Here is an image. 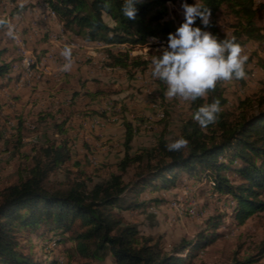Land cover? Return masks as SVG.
<instances>
[{"label":"rangeland","instance_id":"1","mask_svg":"<svg viewBox=\"0 0 264 264\" xmlns=\"http://www.w3.org/2000/svg\"><path fill=\"white\" fill-rule=\"evenodd\" d=\"M41 1L0 0V50L4 52L0 63L11 65L0 81V190L24 177L36 155L42 154L43 147L54 138L69 140L72 159L51 174L50 183H69L79 177L92 185L119 172V162L125 155V122L134 128L132 155L155 147L162 134L168 143L181 137L182 125L191 117V102L164 96L167 85L162 90L159 80L151 76L152 60L161 50L151 45H140L134 53L130 50L147 62L144 69L107 70L101 67L102 61L90 59L94 57L90 51L93 48L83 47L79 36L69 38L64 33L66 41H57L56 49H71V57H75L71 70L58 75L57 69V78H50L51 65L47 63L46 69L33 65L32 70H39L42 77L26 79L20 44L24 42L35 63H39L52 47L50 35L64 32L60 19L61 27L47 18ZM202 1L198 3L201 5ZM185 2L193 5L197 0L168 2L169 16L177 25L184 22L181 6ZM256 3L260 5L264 0ZM214 19L223 32L231 34L236 21L233 15L219 12ZM256 20L264 27V8ZM247 44H253L251 52H244L248 56L247 78L222 83L228 99L224 107L230 116L240 111L242 99L264 96V66L260 62L264 60V44L251 40ZM76 91L80 93L74 95ZM157 103L162 116L156 110ZM56 123H62L63 133L57 130ZM136 170L137 164L131 165L124 173L125 180L130 181ZM134 197L131 194L127 201ZM137 197L149 201L148 204L126 209L124 203L115 211L124 223L135 225L139 235L159 240L167 251L183 239L195 240L213 220H220L217 228L220 235L192 255L186 251L184 255H190L186 264H239L249 255H256L264 244V211L239 223L233 216V200L213 192L207 179L185 176L175 186L147 191ZM155 198L159 200L154 201ZM19 235L23 251L42 258L51 256L47 264L52 258L58 264H117L111 256L103 261H89L71 254L70 241L59 243L55 238L28 235L24 230ZM254 264H264V255Z\"/></svg>","mask_w":264,"mask_h":264},{"label":"trees","instance_id":"2","mask_svg":"<svg viewBox=\"0 0 264 264\" xmlns=\"http://www.w3.org/2000/svg\"><path fill=\"white\" fill-rule=\"evenodd\" d=\"M44 1L56 11L69 38L75 34L87 42L110 44L103 66L128 72L130 68L147 66L142 57L131 54V49L134 53L140 45L155 47L152 37H168L180 26L169 16L168 7V2L179 0H144L137 5L135 20L123 16L124 0ZM105 4L110 5L109 9L105 10ZM201 6L211 10L210 25L204 28L198 18L194 27L209 29L221 40L235 37L241 45L250 40L264 44V27L256 20L264 3L203 0ZM219 12L236 19L231 34L223 32L214 19ZM149 39L150 45H147ZM124 45L128 49L122 47ZM3 54L0 50V61ZM260 62L264 66V60ZM10 70V63H0V81ZM159 82L165 90L166 84ZM96 92L102 94L103 91L97 89ZM79 93L76 91L74 95ZM215 99L220 100L222 112L215 124L201 128L193 119L194 113ZM227 102L222 83L206 97L191 102V117L184 121L180 137L186 139L188 145L179 152L167 150L168 142L162 134L155 147L132 155L134 128L130 122H125V155L119 162V172L92 185L79 177L69 183H50L51 174L72 159V149L68 139L49 140L42 154L34 158L27 174L0 190V264L48 263L50 255L37 257L21 249L19 234L23 230L28 235L55 238L59 243L70 241L73 243L71 254L89 261H103L111 256L117 264H186L187 256L199 247L208 246L220 235L219 219L213 220L195 240L183 239L167 251L159 240L139 235L138 228L124 223L123 217L115 211L124 203L126 209L145 207L149 201L139 200L138 195L175 186L185 176L207 179L213 192L231 198L233 216L239 223L264 211V96L242 99L240 111L232 116L224 107ZM55 126L63 133L62 123ZM133 164H137V170L133 178L126 181L124 173ZM131 194L136 197L127 201ZM186 251L190 255H184ZM263 255L264 244L256 255H249L238 263L254 264ZM50 264H58V260L52 258Z\"/></svg>","mask_w":264,"mask_h":264},{"label":"clouds","instance_id":"3","mask_svg":"<svg viewBox=\"0 0 264 264\" xmlns=\"http://www.w3.org/2000/svg\"><path fill=\"white\" fill-rule=\"evenodd\" d=\"M144 0H124L123 16L135 20L138 4ZM110 5L105 4V10ZM184 22L174 33L168 35L167 46L152 60L151 76L167 85L164 96L169 99L195 102L214 91L219 83H231L247 78L248 56L235 37L220 39L211 32L194 27L199 18L207 28L210 25L211 10L198 3L182 4ZM67 61L62 70L72 67L70 48L61 53ZM222 112L219 99L197 109L193 119L201 128L215 124ZM188 141L179 138L166 144L168 151L179 152L186 148Z\"/></svg>","mask_w":264,"mask_h":264},{"label":"built area","instance_id":"4","mask_svg":"<svg viewBox=\"0 0 264 264\" xmlns=\"http://www.w3.org/2000/svg\"><path fill=\"white\" fill-rule=\"evenodd\" d=\"M44 11L48 15L49 19L54 20L56 24L60 23L59 22V18H57L55 15L50 13V9L47 8V5H44ZM177 28L178 27H175L174 32L176 31ZM50 36L52 37V47L48 50V52H46L44 54L45 61H47L48 65H51V64L57 65V67H59L57 69L63 68V65L67 61L62 56V54H58V52H57V49H56V38H58L57 34L56 33H52ZM160 38H164V44L168 42V37H160ZM108 45H110V44H108ZM147 45H150V39H149ZM74 59H75V57H71L72 63H73ZM24 61H25V64H26V71L25 72L32 73V78L39 80L42 77V74L39 73V70H32V68H29L28 54L27 53L25 54ZM156 106H157L156 110L158 112V115L162 116L163 113H161V109H159L160 106L158 105V103H157Z\"/></svg>","mask_w":264,"mask_h":264},{"label":"bare ground","instance_id":"5","mask_svg":"<svg viewBox=\"0 0 264 264\" xmlns=\"http://www.w3.org/2000/svg\"><path fill=\"white\" fill-rule=\"evenodd\" d=\"M180 1V0H179ZM179 1H178V3H179ZM182 1V0H181ZM201 1V0H200ZM180 3H182V2H180ZM42 5H43V8H44V5H47V8L48 9H50V13L51 14H53V15H55L57 18H58V15H57V13H56V11H54V9H52V7H50V5L48 4V3H46L44 0L42 1ZM172 11V10H171ZM60 21V20H59ZM60 27H61V25L60 24H58ZM177 27H179V26H177ZM204 30H206V31H209V32H211L209 29H204ZM63 31V30H62ZM174 32V31H173ZM58 33V32H57ZM64 33L65 32H62V33H58L57 34V37L58 38H56V42L57 41H62V40H65V36H64ZM212 33V32H211ZM52 38V37H51ZM152 39L154 40V42H155V44H156V49H158V50H163V48L164 47H166L167 46V43H165L164 44V40H162L161 38H159V37H152ZM66 41V40H65ZM253 44H245V45H242V47H243V49H244V52L245 53H249V52H251L252 51V46ZM257 46V45H256ZM20 54H21V56L23 57V59H22V61H23V63H24V66H25V71H26V64H25V61H24V58H25V54L27 53L28 54V62H29V68H32L33 69V67L35 66V65H37V67H39V68H43V69H46V67H47V61H45V58L42 60H40L39 61V63H35V60L33 59V57L30 55V52H29V50H28V48L26 47V44L23 42V43H21L20 44V52H19ZM34 65V66H33ZM60 71L58 72V75H60L61 73H62V68H60L59 69ZM32 76V73H30V72H25V78L26 79H28V78H30ZM178 207V206H177ZM194 209V208H193ZM191 214V213H190Z\"/></svg>","mask_w":264,"mask_h":264},{"label":"crops","instance_id":"6","mask_svg":"<svg viewBox=\"0 0 264 264\" xmlns=\"http://www.w3.org/2000/svg\"><path fill=\"white\" fill-rule=\"evenodd\" d=\"M43 1V0H42ZM41 1V2H42ZM42 5V4H41ZM42 8H43V5H42ZM44 9V8H43ZM48 18V17H47ZM56 24V23H55ZM57 25V24H56ZM59 26V25H58ZM80 40H82L80 38ZM82 46L83 47H88V48H93V50H90L92 51L91 53L93 54L94 57H91L90 59H93L92 61L93 62H99V61H102L101 62V67H103L104 69H107V70H112V69H117V68H110V67H104L103 66V62H104V59L106 57V48H108V44L104 43V42H87V41H84L82 40ZM62 49H58L57 52L58 54H61L62 53ZM54 65V66H53ZM52 68H51V71L49 72V77L51 78H57L56 77V74H57V65L55 64H51ZM60 78V77H59ZM77 83H79V77H77Z\"/></svg>","mask_w":264,"mask_h":264}]
</instances>
